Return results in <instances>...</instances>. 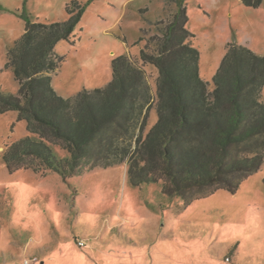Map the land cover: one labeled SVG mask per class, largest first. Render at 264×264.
I'll return each instance as SVG.
<instances>
[{"label": "rangeland", "instance_id": "1", "mask_svg": "<svg viewBox=\"0 0 264 264\" xmlns=\"http://www.w3.org/2000/svg\"><path fill=\"white\" fill-rule=\"evenodd\" d=\"M69 1L0 0L1 92L16 94L19 88L6 62L26 18L66 20ZM77 1L84 5L80 21L69 40L55 45L63 59L50 73L53 88L71 97L104 87L112 78V60L125 54L143 66L154 93L158 70L142 63L139 51L151 35L160 34V22L170 19L175 3ZM184 2L189 42L199 52L200 76L209 89L229 43L264 55V0L257 7L241 0ZM149 50L155 51L154 42ZM155 119L153 108L145 130ZM26 134V121L16 110L0 112V264H264V163L236 192L219 188L186 204L164 194L161 181L132 185L126 161L67 180L52 170H9L3 150ZM129 141L121 136L116 146L125 148ZM55 148L68 154L58 142ZM116 153L117 160L122 150Z\"/></svg>", "mask_w": 264, "mask_h": 264}, {"label": "trees", "instance_id": "2", "mask_svg": "<svg viewBox=\"0 0 264 264\" xmlns=\"http://www.w3.org/2000/svg\"><path fill=\"white\" fill-rule=\"evenodd\" d=\"M172 1L176 10L139 51L142 63L158 70L154 93L143 66L121 54L112 60V78L104 87L60 95L51 84L50 73L63 59L55 45L70 39L84 5L70 0L69 17L62 21L26 18L6 62L19 88L16 94L0 91V112L16 110L28 131L3 150L9 170H52L67 180L86 169L126 161L132 185L161 181L164 194L188 204L219 188L236 192L261 167L264 55L229 43L209 89L200 76L199 52L189 42L185 2ZM261 1L241 0L253 7ZM151 42L155 51L149 50ZM153 108L156 119L145 130ZM121 136L130 141L120 149L116 140ZM57 142L68 154H59ZM117 150L122 153L116 160ZM24 159L33 162L23 164Z\"/></svg>", "mask_w": 264, "mask_h": 264}, {"label": "built area", "instance_id": "3", "mask_svg": "<svg viewBox=\"0 0 264 264\" xmlns=\"http://www.w3.org/2000/svg\"><path fill=\"white\" fill-rule=\"evenodd\" d=\"M26 262H28V261H26Z\"/></svg>", "mask_w": 264, "mask_h": 264}]
</instances>
